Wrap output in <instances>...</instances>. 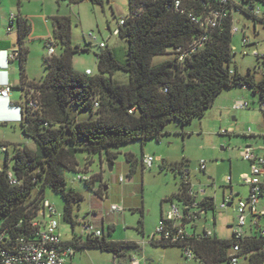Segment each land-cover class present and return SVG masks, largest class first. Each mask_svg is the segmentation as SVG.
Instances as JSON below:
<instances>
[{"label": "trees", "instance_id": "obj_1", "mask_svg": "<svg viewBox=\"0 0 264 264\" xmlns=\"http://www.w3.org/2000/svg\"><path fill=\"white\" fill-rule=\"evenodd\" d=\"M57 1H66L70 5L90 2L104 6L110 0ZM247 1L252 0H244L243 4H247ZM254 1L264 6V0ZM181 2L182 9L176 10L175 0H128L130 15L119 28V37L126 41L127 46L101 47L98 73L91 76L74 69L73 57L88 49L72 44L71 18L54 17V35L60 51L46 58L48 72L41 82L29 81L25 74L28 50L24 42L32 33V24L27 17H17L21 64L19 88L24 92V101L16 103L23 117L18 122L25 138L32 141L35 148L16 145L13 155L8 150L4 163L0 164V234L4 233L11 239L19 236L34 239L37 229L33 223L42 211L44 201L48 200L46 195L49 190L61 197L64 203L63 220L75 229L77 221L74 209L84 197L74 189L67 190L64 174L78 171L79 153L92 155L106 152L110 164H113L116 154L112 150L132 142L145 144L151 139L161 142L167 123L191 124L195 118L205 115L225 88L234 86L251 88L254 93H259L264 116V73L260 59L256 57L260 64L256 72L260 71L263 75L260 80L251 70L247 75H242L231 69L234 57L231 14L212 29L202 46L192 52L190 44L200 40L204 34L192 17L220 7L216 4L210 8L204 7L208 0ZM242 14L253 21L255 30L258 24L264 27V18H256L246 12ZM167 54L172 58L153 64L155 57ZM118 72L129 74L127 84H117L112 80ZM32 89L35 90L37 109L25 103L26 93ZM96 102H99V107H96ZM72 109H89L98 117L78 121L72 115ZM4 146L8 145L0 143V147ZM127 161L134 171L138 162L135 155L127 154ZM162 165H165V161ZM170 167L181 174L189 163L174 162L170 163ZM10 174L18 184L11 183ZM94 180L91 177L87 185L92 188ZM97 193L103 196L99 191ZM167 201H176L184 206L199 201V198L191 196L183 182L180 191ZM198 204L212 214V224L216 228V200L206 196ZM189 229L195 232L197 226ZM211 229L213 236H207L204 232V236L193 237L184 245L193 250L195 259L201 264H229L230 253L237 244H240L239 258L242 261L264 264V236L260 229L255 228L240 242L234 235L230 239H220L215 229ZM83 236L76 234L66 242L74 246L75 257L79 251L88 248L117 257H125L127 250L142 251L136 242ZM151 245L184 249L181 244L166 242H153ZM132 256L137 254H131L130 258Z\"/></svg>", "mask_w": 264, "mask_h": 264}, {"label": "rangeland", "instance_id": "obj_2", "mask_svg": "<svg viewBox=\"0 0 264 264\" xmlns=\"http://www.w3.org/2000/svg\"><path fill=\"white\" fill-rule=\"evenodd\" d=\"M10 14L27 17L32 24V33L24 42V47L28 50L25 74L29 81L41 82L46 76L50 43L55 45L57 53L60 51L54 35V17H70L72 44L88 49L73 57L77 72L86 73L90 69L94 74L98 73L101 43H106L108 48L127 46L125 40L114 36L111 31L117 29L118 22L128 15V0H110L104 6L90 2L70 5L66 1L57 0H0V35L10 39L19 49L18 26L11 33L7 31ZM241 21V32L233 37L234 57L231 69L242 75H247L251 70L255 78L260 80L263 75L260 71L256 72L260 64L254 52L264 54V27L258 24L255 30L253 21L246 17H241ZM244 33L252 44L244 45ZM171 58L170 54L157 56L153 64L157 65ZM10 65L9 75L16 84L11 99L15 104L22 103L24 92L19 88L21 64L16 60ZM112 80L117 84H127L129 74L118 72ZM239 99L249 103L250 109H232L234 101ZM3 110L6 116L13 113L7 105ZM71 113L78 121L95 120L98 117L89 109H72ZM163 132L161 142L155 139L148 140L145 144L132 142L112 150L116 154L113 172L109 170L110 162L106 152L92 155L87 152L79 153L78 171L65 172L67 190L74 189L84 197L74 209L77 221L75 229L63 217H59L65 241H71L76 234L82 235L83 222L89 221L96 230L103 233L107 241L136 242L143 249L127 250L126 256L120 258L88 248L77 253L74 264H131V254H137L143 264H201L197 259L185 257L179 247L153 246L149 243V238L158 230L163 213L169 209L167 200L177 194L183 184L182 173H175L170 167V163L174 162H188L189 167L183 170L190 171L195 193L206 191L207 196L216 200V228L210 220L212 214H208L210 224H205L215 229L220 239L232 238L233 226L238 221V201L248 198L250 194V187L243 183V177L250 173L251 163L243 158L242 151L247 146L261 152L264 149V116L260 94L242 86L225 88L203 117L195 118L191 124L184 126L170 121ZM0 143L9 146L11 155L16 145L35 148L34 143L23 136L21 124L10 119H0ZM129 153L135 155L138 161L134 171L127 161ZM143 156L156 158L153 168L143 170ZM5 157V152L0 149V164L4 163ZM163 161L165 165H162ZM202 162L206 163L205 171L201 169ZM80 176L93 177V180L95 178L92 188L79 180ZM121 177L125 178L124 183L120 182ZM232 190L239 193L234 206L221 209L224 194L228 197ZM46 198L55 206L58 215H62L64 203L61 197L49 190ZM113 205L122 207L124 211L112 213ZM247 229H250V224ZM83 237L86 238V235ZM242 264H247V261L243 260Z\"/></svg>", "mask_w": 264, "mask_h": 264}, {"label": "built area", "instance_id": "obj_3", "mask_svg": "<svg viewBox=\"0 0 264 264\" xmlns=\"http://www.w3.org/2000/svg\"><path fill=\"white\" fill-rule=\"evenodd\" d=\"M244 0H208L204 4V7L210 8L214 4L219 6V9H211L208 12H203L201 16L192 17L193 21L204 31L200 40H195L190 44L191 51H195L197 47L203 45L204 40L208 38V34L212 29L217 28L223 19H227L229 15L232 17V33L238 34L241 32L239 25L242 23V13H248L253 17L262 19L264 18V6L254 0L247 1V4H243ZM176 10L182 9L181 0H175ZM143 8L140 10L142 12ZM128 15L130 12L128 11ZM123 17L118 22V27L114 31H111L114 36H119V28L125 24L126 17ZM17 17L15 14H10L7 31L13 32L17 27ZM240 17V18H239ZM246 33H244L245 35ZM244 45H250L252 42L245 35ZM100 47L105 48L106 43H101ZM5 53L3 60L5 61V70L9 69L11 63L19 60V49L15 48L9 51H2ZM56 54L54 45L51 43L49 48V56L52 57ZM254 55L260 59L263 64L262 72L264 73V54L258 51L254 52ZM8 74V72H5ZM87 75H93L92 70L86 71ZM13 86L8 80L6 83L0 84V99L7 101V105L10 110H18V117L14 121L18 122L23 119L22 110L17 107L15 103L10 100L12 95ZM35 90H28L26 93V100L30 107L38 108L37 100L34 99ZM96 107H99V102H96ZM236 111L250 109L249 103L245 100L236 101L232 107ZM21 117V118H20ZM5 154L8 152L9 147H0ZM243 158L251 163L250 173L243 177V183L250 187V194L248 198H241L238 201L236 212L238 215V221L233 229V235L235 239L240 242L246 238L255 228L260 229L261 234L264 236V149L263 152L247 146L242 151ZM143 166L145 168H153L156 158L151 156H145L143 158ZM1 169V166H0ZM201 169L205 171L207 169L206 163L202 162ZM189 170H183L182 179L185 185L189 188V193L194 197H206V191L195 193L193 184L191 182ZM12 184H18L10 174ZM81 181H91V177L80 176L78 178ZM120 182L124 183L125 178L121 177ZM202 196V197H201ZM209 197V196H208ZM236 197L233 192L227 197L225 195L224 201L221 204V209H226L229 204L235 201ZM200 201V199H199ZM199 201L193 202L188 205L181 206L180 203L171 202L168 211L164 214V219L161 220L157 232L149 238V243L153 242H166L172 244L186 245L188 240L193 237H202L204 232L207 236H213L214 232L209 227H205L202 232H191L189 228L198 226L203 220L208 219L206 210L200 208ZM124 209L118 205L111 207L112 213H120ZM62 215H58V211L55 206L46 200L43 203V209L40 211L39 216L33 223V227L37 229L35 238L28 239L25 236H19L16 239H11L9 236H5L4 233L0 234V264H74L75 248L72 245H68L63 239V233L60 229V218ZM81 223V222H80ZM250 224V229L247 227ZM91 237H102L103 233L100 230H96L92 223L89 221L83 222V234ZM241 252L240 244L235 245L230 253L231 261L229 264H242V260L239 258ZM183 255L190 260L195 259L193 250L189 247L183 249ZM131 264H141V259L138 256H132L130 258Z\"/></svg>", "mask_w": 264, "mask_h": 264}, {"label": "crops", "instance_id": "obj_4", "mask_svg": "<svg viewBox=\"0 0 264 264\" xmlns=\"http://www.w3.org/2000/svg\"><path fill=\"white\" fill-rule=\"evenodd\" d=\"M110 4H111V2H110ZM14 48H16V46H14L12 44V41L10 39L4 38V37H2L0 35V52H2V51H9V50H12ZM4 56H5V53L4 54L3 53L0 54V84L6 83L9 80L10 83L12 84V86L13 87H16V84H14V82H13L14 80L9 75V71L8 70H5V61L3 60ZM9 68L11 69V65L9 66ZM88 70H90V69H88ZM5 72H8V74H6ZM13 94L14 93H13V89H12V95L11 96H13ZM11 96H10V100L12 101ZM240 100H242V99L235 100L234 103L236 101H240ZM234 103H233V105H234ZM6 105H7V101L0 99V109H2V110H0V119H8V120L9 119L10 120L16 119L17 113L15 111H13V113L11 115H9V116L4 115V110L3 109H4V106H6ZM233 105H232V107H233ZM232 192H233V190H232ZM233 194H234L235 197L239 196V193L236 194V193L233 192ZM225 195H226V193L224 194V198H225ZM199 199H202V198L199 197ZM168 203L170 205V202H168ZM234 204H235V201H233V203L232 204H229L228 206H231V205L234 206ZM210 220L213 221V218L210 219ZM210 220L209 219L203 220L201 223H199L198 226H197L196 231L197 232H202V230H204L205 227L209 228L208 225L210 224ZM205 222H208L209 224L206 225ZM65 242H68V241H65ZM120 258H123V257H120ZM74 259H73V263L75 261ZM129 260H131V259H129ZM141 264H143V261L142 260H141Z\"/></svg>", "mask_w": 264, "mask_h": 264}, {"label": "water", "instance_id": "obj_5", "mask_svg": "<svg viewBox=\"0 0 264 264\" xmlns=\"http://www.w3.org/2000/svg\"><path fill=\"white\" fill-rule=\"evenodd\" d=\"M23 136L25 137V134H23ZM109 170L110 172H113V164H109Z\"/></svg>", "mask_w": 264, "mask_h": 264}, {"label": "clouds", "instance_id": "obj_6", "mask_svg": "<svg viewBox=\"0 0 264 264\" xmlns=\"http://www.w3.org/2000/svg\"><path fill=\"white\" fill-rule=\"evenodd\" d=\"M7 106H8V105H7ZM9 109H10V108H9ZM16 111H17V117H16V118H19V117H18V110H16Z\"/></svg>", "mask_w": 264, "mask_h": 264}]
</instances>
